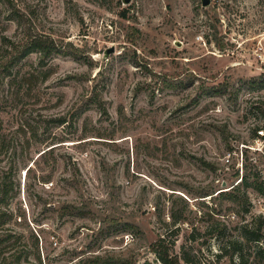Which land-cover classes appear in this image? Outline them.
I'll list each match as a JSON object with an SVG mask.
<instances>
[{"label": "rangeland", "instance_id": "374dc122", "mask_svg": "<svg viewBox=\"0 0 264 264\" xmlns=\"http://www.w3.org/2000/svg\"><path fill=\"white\" fill-rule=\"evenodd\" d=\"M20 2L36 6L34 29L62 51L44 60L41 68L50 74L32 91L19 80L40 68L38 52L20 58L11 74L0 69V140L9 141L27 120L40 121L42 130L44 119L77 110L72 126L52 123L48 137L76 140L56 148L54 169L50 158H38L44 170L36 176L27 177L24 165L36 167L30 158L46 143L36 140L28 155L18 152L13 179L20 187L7 206L13 218L0 232H19L25 241L31 230L38 233L41 256L51 259L44 264L113 254L128 264H163L152 249L159 237L175 241L179 252L191 233L204 264L238 262V255L216 256L236 238L248 263L258 264L259 244L241 227L252 228L262 216L253 200L263 195L253 180L256 172L262 175L264 153L252 146L254 129L264 127V0H211L208 6L201 0ZM6 12L0 9V50L25 36ZM94 90L106 114L87 100ZM98 132L102 138L94 136ZM240 150L243 170L237 166ZM10 164L3 152L0 177ZM73 165L80 183L66 182ZM40 174H52V181L40 183ZM235 185L245 191L246 203L218 193H234ZM38 195L52 200L53 209L43 212ZM67 202H87V215L60 217ZM214 221L224 222V233H209ZM28 262L37 264L33 255L20 264Z\"/></svg>", "mask_w": 264, "mask_h": 264}, {"label": "trees", "instance_id": "16d2710c", "mask_svg": "<svg viewBox=\"0 0 264 264\" xmlns=\"http://www.w3.org/2000/svg\"><path fill=\"white\" fill-rule=\"evenodd\" d=\"M23 0H0V9L5 7L6 15L10 18H16L18 25L24 30V38L20 42H12L10 45L2 46V50H0V69L12 71L15 63L22 58L24 55L28 54L31 51H36L40 54L39 65L40 68H36V70H29L23 73L20 77V85H26V88L29 91H32L35 84L38 81H46L49 72L43 70L42 65L44 64V60L49 57L54 52H61L62 49L60 45L51 38L49 35H45L39 33L34 29V18H37V8L33 6V4L25 3L23 7H21V2ZM5 47V48H3ZM15 82V80H13ZM39 81V82H40ZM264 83V82H263ZM264 84L262 85V87ZM95 93L92 94L87 100L95 103L103 114L107 113V109L105 107L103 99L100 97V93L97 90H94ZM264 113V110H263ZM77 119V110L68 111L66 113L51 116L48 119H44L45 122L42 130H40V121L36 124H31L28 120L26 121L25 127L22 125L19 126L16 134L12 135L9 141H6V138H2L0 140V155L5 152L7 155L11 157V164L6 171H3L2 176L0 177V227L7 223L8 220L13 218V212H11L7 206L9 205L10 199L14 197L17 193L16 188L20 187V183L13 179L14 177V166L16 165L14 162L18 152H22L24 155H28V149L31 147L36 140L46 143L45 147L39 150V154L36 159L33 157L30 160H33V163L36 164V167L32 165H24L26 170L27 177H31L32 174L36 176V171H43V166H40V161L48 162L49 158L52 160L53 168L57 162V158L55 157V150L57 147L64 145L65 141H73L76 139L72 138H63L61 136H54L57 141H48V137L51 136L52 132L49 128L50 124H58V125H73L75 120ZM259 127L254 129L255 135H257V130ZM96 137L102 138V133L98 132ZM112 138V137H111ZM85 139V137L79 138V140ZM86 142V141H84ZM79 143H82L80 141ZM23 154H20L21 156ZM19 156V155H18ZM17 156V157H18ZM24 158V157H23ZM22 158V159H23ZM254 157H251L253 159ZM248 156H246L245 167L248 168L249 164L247 162ZM73 168V178L68 179L67 181H73L80 183L81 179L78 178L79 168L75 165ZM238 175V172L236 173ZM52 174H40L38 181L40 183L46 184L51 180ZM242 186L248 185V174H244L241 177ZM239 181V182H240ZM238 182V183H239ZM71 183V182H70ZM237 183V184H238ZM254 187L264 196V180L260 173L256 172L254 174ZM231 189H236L234 193L228 192L227 190L219 191L220 195L226 194L232 200H238L241 198L245 200L246 203V193L239 186H233ZM40 202L43 203L44 209L43 212L53 209L54 202L45 197L38 195ZM2 207L5 208L2 209ZM247 209V208H245ZM89 211V204L87 202H82L81 204H76L72 202L63 203L60 206L59 215L63 217L65 215H78L85 216ZM106 219V218H104ZM111 218V221H113ZM177 221L174 219L173 222ZM252 228L249 226V223L243 224L241 227L243 230V234L255 241H260L263 238V229H264V220L261 216L253 220ZM119 226V223H118ZM116 226V228H118ZM176 231L173 233L174 235L179 234V228L176 227ZM109 229V230H108ZM106 231L99 232L100 235L106 234L110 231L108 228ZM115 229V228H112ZM227 229L224 222L214 221V224H211V230L209 233L213 236L215 234H222ZM98 240L99 236H96ZM198 237L194 233H191L189 238V243H182L180 245L179 252L175 250V241H169L165 236L159 237L158 241L152 245L153 252L156 257L163 264H204L201 260L200 255L198 254V249L194 246V243L197 241ZM56 243V241H54ZM40 235L33 230H31V235L27 237L26 241L23 240V234L11 231L4 230V232H0V264H20L21 259L25 260L29 259L31 255H33V259L37 264H44V261L51 262V259L48 256L42 258L41 256V248H40ZM242 241L238 238L234 240H229L228 242H224L222 245L221 252L217 253L216 256H226L229 257L230 260L234 259L235 255H238V262L234 264H249L248 259L243 255L242 251ZM73 253V252H71ZM256 260L258 264H264V249L261 245H257L255 252ZM128 259L118 257L113 255L106 256H95L90 257L84 260L79 261V264H128ZM28 264H32L28 262Z\"/></svg>", "mask_w": 264, "mask_h": 264}, {"label": "built area", "instance_id": "2783aa9c", "mask_svg": "<svg viewBox=\"0 0 264 264\" xmlns=\"http://www.w3.org/2000/svg\"><path fill=\"white\" fill-rule=\"evenodd\" d=\"M255 145L254 146H252L254 149H255V151L256 150H259V151H261L262 153H264V127L263 128H259L258 130H257V135H255ZM245 148H248L247 146H244ZM233 151V150H232ZM232 151H228V152H226V154H224V156H223V161H224V163H226V164H228V163H230L231 162V153H232ZM234 153H236V151L234 150L233 151ZM237 154H239L238 156H239V159H238V161H237V166L241 169V170H243V168H244V154H243V151L242 150H240V152L239 153H237ZM238 171V170H237ZM239 172V171H238ZM261 172H262V178H263V180H264V164H262V166H261ZM242 175H243V171H242ZM256 201V202H255ZM253 203H254V205L255 204H258V206H259V211H260V213H261V217H262V219L264 220V196L263 197H259L257 200H253ZM264 233V232H263ZM263 239H264V236H263V238L260 240V241H257V243L259 244V245H261L262 247H263V249H264V241H263Z\"/></svg>", "mask_w": 264, "mask_h": 264}, {"label": "water", "instance_id": "95a60500", "mask_svg": "<svg viewBox=\"0 0 264 264\" xmlns=\"http://www.w3.org/2000/svg\"><path fill=\"white\" fill-rule=\"evenodd\" d=\"M125 3H128L130 0H123ZM203 6H208L211 0H201ZM112 52V50H108L107 53Z\"/></svg>", "mask_w": 264, "mask_h": 264}]
</instances>
